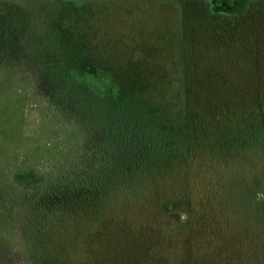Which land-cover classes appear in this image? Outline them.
<instances>
[{
  "label": "rangeland",
  "instance_id": "374dc122",
  "mask_svg": "<svg viewBox=\"0 0 264 264\" xmlns=\"http://www.w3.org/2000/svg\"><path fill=\"white\" fill-rule=\"evenodd\" d=\"M39 1L0 0V264H264V168L253 152L234 162L228 212H204L208 191L188 163L176 161L158 165L156 175L128 173L127 183L142 185L120 194L119 206L95 209L93 193L91 201L63 195L103 155L107 169L89 179L97 189L103 179L111 183L115 160L101 122L54 98L41 78ZM205 5L98 1L87 33L105 45L106 53L95 50L99 58L125 71L154 70L153 99L164 100L168 113L184 109L185 100L210 123L235 117L241 124L264 101V12L217 47L202 28ZM27 171L55 179L45 206L13 183V174Z\"/></svg>",
  "mask_w": 264,
  "mask_h": 264
},
{
  "label": "trees",
  "instance_id": "16d2710c",
  "mask_svg": "<svg viewBox=\"0 0 264 264\" xmlns=\"http://www.w3.org/2000/svg\"><path fill=\"white\" fill-rule=\"evenodd\" d=\"M98 1L103 0H40L36 8L41 16L34 21V26L38 29L36 35L45 57L41 78L54 98L64 100L86 117L101 122L110 145L106 151H111L115 160L111 183L103 179L97 189L89 179L99 167H103L102 172L107 169L109 157L103 155L100 164L95 161L87 171H81L82 175L76 179L80 187L77 185L78 188L70 191L59 189L51 195L65 192L63 195L68 197L74 194L80 201H91L88 193H93L101 201L95 203V209L119 206V200L126 198L120 194L141 188L136 184L142 185L138 180L132 184L135 179L127 183L128 173L141 174V177L156 175L158 165L176 161L188 163L190 174L199 176L198 181L204 191H208L204 194L210 201L204 212L211 215L213 210L228 212L229 193L234 189L236 178L235 160L244 158L248 151L253 152L259 158V166L264 168V101L259 102L262 106L254 115L243 117L241 124L235 123V117L210 123L185 100L184 109L168 113L164 100L153 99L154 70L125 71L98 57L95 50L103 51L105 45L92 42L87 33L91 5ZM192 1L206 4L208 13L202 28L217 47L224 45L228 38H235L241 24L251 16L264 12V0ZM106 52L105 49L103 53ZM46 178L33 171L12 175L13 183L27 193H34L37 204L40 202L43 206L46 205L45 195L57 188L53 185L54 178ZM113 189L119 195L113 196ZM260 193L264 196V190ZM97 212L99 209L83 218L85 225H93V218L99 217ZM227 216L230 215L227 213ZM71 219L74 222L73 217ZM209 222L211 225L218 223L217 220Z\"/></svg>",
  "mask_w": 264,
  "mask_h": 264
},
{
  "label": "water",
  "instance_id": "95a60500",
  "mask_svg": "<svg viewBox=\"0 0 264 264\" xmlns=\"http://www.w3.org/2000/svg\"><path fill=\"white\" fill-rule=\"evenodd\" d=\"M172 220H177L178 218H177V215H172Z\"/></svg>",
  "mask_w": 264,
  "mask_h": 264
}]
</instances>
